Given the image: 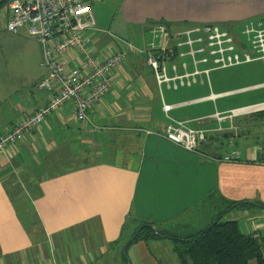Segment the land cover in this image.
Segmentation results:
<instances>
[{
  "label": "crops",
  "instance_id": "obj_1",
  "mask_svg": "<svg viewBox=\"0 0 264 264\" xmlns=\"http://www.w3.org/2000/svg\"><path fill=\"white\" fill-rule=\"evenodd\" d=\"M105 5V0L91 2L97 29L107 32L114 30V18L104 27L100 10L105 13ZM120 10L128 35L113 31V39L106 33H92L97 58L127 51L128 42L136 47L113 70L109 94L89 111L93 125L101 131L80 123L68 103L22 142L0 150V264H169L175 255L172 239L128 244L142 221L187 235L213 222L216 214H227L226 221H237L245 234L264 236L263 114L255 117L258 112H251L221 123L213 119L216 113L264 103L257 100L249 105L239 100L247 88L264 87V60H255L260 66L245 71L246 83L260 81L248 87L235 88L243 76L236 71L226 80L225 71L236 66L216 68L209 58L198 67L210 69L208 76L173 90L157 84L145 53L156 25L167 27L168 48L179 55L168 61L170 76L172 64L187 63L188 70L194 71L189 48L177 46L186 39L176 35L189 29L220 26L233 36L238 53L250 52L243 31L240 41V34L229 28L264 14V0H124ZM9 16L8 5L2 6L0 136L47 100L38 87L46 75L42 49L25 28L18 34L9 32L17 48L16 62L10 65L3 59V31ZM201 46L195 43L194 48ZM230 99L235 107L225 104ZM164 104L172 106L168 114ZM242 117L249 119L245 125L235 123ZM169 118L208 130L200 153L185 151L163 138ZM235 152L240 155L238 161L224 160ZM90 155L97 157L88 161ZM71 157L82 162L57 171Z\"/></svg>",
  "mask_w": 264,
  "mask_h": 264
},
{
  "label": "built area",
  "instance_id": "obj_2",
  "mask_svg": "<svg viewBox=\"0 0 264 264\" xmlns=\"http://www.w3.org/2000/svg\"><path fill=\"white\" fill-rule=\"evenodd\" d=\"M92 0H11L8 4V32L18 34L26 28L28 34L38 40L42 49L41 66L45 77L39 83V89L47 94L45 104L34 114L22 118L6 135L0 136V150L22 142L26 135L44 124L51 114L59 111L65 104L72 103L74 114L80 123L93 125L89 116L92 107L100 105L113 86V70L126 60L128 52L136 47L126 43L128 50L108 53L103 58L94 55L92 33H106L110 38L115 35L110 31L97 29L96 19L91 7ZM152 41L149 42L147 64L154 71L157 84L161 87L177 90L198 83L201 75H209L210 69L201 71L200 64L209 62L216 68H230L255 60H264V19L250 22L243 29L244 38L250 46V52L240 54L237 44L229 31L216 25H205L186 30L177 37H184L183 44L189 48L194 71L188 70V64H172L173 75L168 73V61L178 58L177 52L168 48L169 31L164 25L151 28ZM194 34L201 37L194 39ZM174 36V37H176ZM195 43L202 46L194 48ZM204 55L198 59L197 55ZM180 68L182 72H179ZM168 114L172 106L164 104ZM264 111V103L232 110L226 114L213 116L218 123L227 119L243 116L251 112ZM94 131L101 128L93 125ZM219 129V127H218ZM208 130L191 127L189 122L175 121L169 123L162 134L168 142L188 152L200 153L207 142ZM240 155L235 152L225 157L226 162H235Z\"/></svg>",
  "mask_w": 264,
  "mask_h": 264
},
{
  "label": "trees",
  "instance_id": "obj_3",
  "mask_svg": "<svg viewBox=\"0 0 264 264\" xmlns=\"http://www.w3.org/2000/svg\"><path fill=\"white\" fill-rule=\"evenodd\" d=\"M10 1L2 0L0 8ZM262 114L264 118V111L255 113V117ZM134 233L129 245L141 240L172 239L173 251L181 264H264V236L245 234L237 221H225L222 215L208 227L187 235L162 231L156 224L144 221L138 224Z\"/></svg>",
  "mask_w": 264,
  "mask_h": 264
},
{
  "label": "rangeland",
  "instance_id": "obj_4",
  "mask_svg": "<svg viewBox=\"0 0 264 264\" xmlns=\"http://www.w3.org/2000/svg\"><path fill=\"white\" fill-rule=\"evenodd\" d=\"M123 1L124 0H105V4H106L105 5L106 6L105 13L102 10H100L101 11L100 14L103 17L104 24L107 25V26H104V27H109L111 22H112L111 20L114 18V25L112 27L114 30L111 29L110 32H112V33H114V32L116 33L117 32L119 36H124L125 34L128 35V32H129V29L127 31L123 30L124 26H123V24L121 22V19L123 21V14H122V10L123 9L120 10V6L122 5ZM262 17H264V14H257L255 16H251L248 19L242 20L239 24H236L235 26H230L229 29L231 30V32L233 34H240V36L242 37L241 32L243 31V29H244L245 25L247 24V22L250 23V21L251 22L252 21H257V20H259ZM118 25H120V27ZM226 27H228V26H226ZM234 27H237V30H235ZM130 28H132V27H130ZM25 30H26V28H25ZM240 41H243V37L240 38ZM16 49H17L16 46L10 40V33L7 30L3 31V59H7L9 61L10 65H12V64H14L16 62V59H15V56H14V52H15ZM18 59H20V56L18 57ZM7 60L5 62H3V65H5L7 63ZM261 64H262L261 68H263L264 63H261ZM259 66H260V64L258 62L247 63V64H245L244 66H241V67H240V65L236 66V67L234 66L237 69L234 68L235 70L225 71V78H226V80H228V78H230V77L232 78V71H236V73H239L240 76H242V75L243 76H242V78L239 79L240 81H242L241 85L238 86V87H235V88H240V87H243V86L248 87V86L257 84L260 81L248 82V83L245 82L249 78L248 75L247 76L245 75V71L250 69V68H256V67H259ZM247 89L248 90H246L245 93L242 94V98H239L241 103L250 105V103L253 104L257 100H261V101L264 100V87L256 88V89H249V88H247ZM237 97H241V96H236L234 98H237ZM231 99H230V101H225V104L227 103L226 105L229 106V107H235L236 104H235L234 100H231ZM247 120H249V119H245L244 117H242V118L238 119L235 123L239 122L242 125H245V122H247ZM250 122H251V120H250ZM252 122H253V124L254 123L257 124L258 127H260L262 125V122H255V121H252ZM96 157H97L96 155H90L89 158H88V161H90L92 158H93V160H95ZM106 158L107 157L105 156V159ZM80 162H82V160H80L79 158H77L75 160V157H71L68 160L67 164L64 165L65 168L64 167H60L59 170H57V171H61V169L62 170H66V169H69V168L77 167V165H79ZM84 162H86V161H84ZM210 209L214 213H216V211L214 209H212V207H210L209 210ZM226 215L227 214H224L222 216V219L225 220V221L227 219ZM218 216H219V214H216V218ZM208 223L209 224H207V225L209 226L213 222H208ZM192 226L196 228L197 227V223L194 222L192 224ZM208 226H206V227H208ZM173 249H174V244H173ZM174 254H175V252H174ZM175 256H176V258H175ZM176 260H177V262H176ZM178 260L179 259H178L177 255L175 254L172 257V259H170L169 264H181ZM251 264H255V263L252 262Z\"/></svg>",
  "mask_w": 264,
  "mask_h": 264
},
{
  "label": "water",
  "instance_id": "obj_5",
  "mask_svg": "<svg viewBox=\"0 0 264 264\" xmlns=\"http://www.w3.org/2000/svg\"><path fill=\"white\" fill-rule=\"evenodd\" d=\"M153 229L155 232H157V228L155 226H153ZM139 233V230L136 231V235Z\"/></svg>",
  "mask_w": 264,
  "mask_h": 264
}]
</instances>
